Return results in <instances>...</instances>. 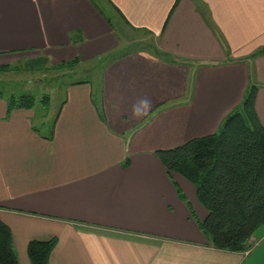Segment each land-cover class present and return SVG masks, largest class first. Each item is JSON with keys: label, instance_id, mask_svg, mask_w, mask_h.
I'll use <instances>...</instances> for the list:
<instances>
[{"label": "crops", "instance_id": "0c3cea01", "mask_svg": "<svg viewBox=\"0 0 264 264\" xmlns=\"http://www.w3.org/2000/svg\"><path fill=\"white\" fill-rule=\"evenodd\" d=\"M107 2L152 44L120 49L96 0H0V67L79 61L52 138L40 104L9 112L0 96V219L19 263L55 238L49 264H264V227L249 252L213 248L195 187L155 154L216 133L252 84L264 126V0Z\"/></svg>", "mask_w": 264, "mask_h": 264}, {"label": "trees", "instance_id": "16d2710c", "mask_svg": "<svg viewBox=\"0 0 264 264\" xmlns=\"http://www.w3.org/2000/svg\"><path fill=\"white\" fill-rule=\"evenodd\" d=\"M169 59V55L162 53ZM78 60L57 67L65 70ZM7 66L0 67L3 72ZM257 86H249L244 100L223 121L216 133L155 152L168 174L178 173L196 189L198 202L207 210L196 223L218 250L246 252L252 237L264 227V126L255 110ZM0 96H4L0 92ZM8 111L50 104V95L12 94ZM56 118L45 138H52ZM36 130H40L36 128ZM180 197L184 194L179 190ZM57 239L31 240L27 254L31 264H49ZM0 264H20L10 227L0 219Z\"/></svg>", "mask_w": 264, "mask_h": 264}, {"label": "rangeland", "instance_id": "374dc122", "mask_svg": "<svg viewBox=\"0 0 264 264\" xmlns=\"http://www.w3.org/2000/svg\"><path fill=\"white\" fill-rule=\"evenodd\" d=\"M100 2L104 7H107L114 17L121 35V48L124 52L144 47L145 45L152 44V39L149 34L141 31H135L130 28L126 23L118 16L115 10L108 4L107 0H96ZM141 40L143 43L139 47H134L133 42ZM79 66V65H78ZM77 66V67H78ZM49 63H38L30 67V63L27 60L16 63L12 66H7V69L3 72L0 71V92L9 97L12 94H31L41 98L44 95H50V104L46 107L39 105L38 111L42 112L43 117H35V123L43 133H48L58 109L63 101L64 91L62 80L63 73H71L72 69L66 70H49ZM85 79L84 75H74L73 79L81 80ZM70 80V79H69ZM69 82V81H68ZM252 242V239H251ZM17 252V251H16Z\"/></svg>", "mask_w": 264, "mask_h": 264}, {"label": "built area", "instance_id": "2783aa9c", "mask_svg": "<svg viewBox=\"0 0 264 264\" xmlns=\"http://www.w3.org/2000/svg\"><path fill=\"white\" fill-rule=\"evenodd\" d=\"M251 250V248L249 250H247L246 252H249Z\"/></svg>", "mask_w": 264, "mask_h": 264}]
</instances>
